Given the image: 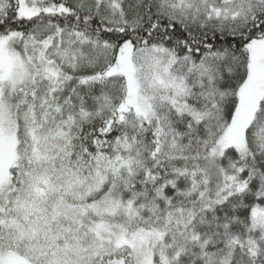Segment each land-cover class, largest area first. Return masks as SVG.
I'll list each match as a JSON object with an SVG mask.
<instances>
[{
    "label": "snow or ice",
    "instance_id": "1",
    "mask_svg": "<svg viewBox=\"0 0 264 264\" xmlns=\"http://www.w3.org/2000/svg\"><path fill=\"white\" fill-rule=\"evenodd\" d=\"M0 264H264V0H0Z\"/></svg>",
    "mask_w": 264,
    "mask_h": 264
}]
</instances>
